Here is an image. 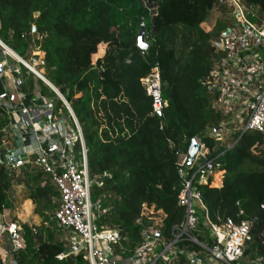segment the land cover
<instances>
[{
	"label": "trees",
	"instance_id": "trees-1",
	"mask_svg": "<svg viewBox=\"0 0 264 264\" xmlns=\"http://www.w3.org/2000/svg\"><path fill=\"white\" fill-rule=\"evenodd\" d=\"M246 1L264 9V0ZM215 2L0 0L1 40L24 58L31 56V47L40 46L48 78L66 96L83 127L91 176L111 175L92 189V200L100 199L107 209L96 222L122 229L129 238L123 244L126 254H133L141 242L143 224L138 220L145 205L166 214L167 235L184 222L178 158L198 138L212 153H220V182L196 178L193 189L201 192L215 222L228 217L251 221V239L235 264H264V134L237 131L231 147L213 136L223 120L212 108L213 95L206 84L218 32L213 34L205 25ZM143 21L151 42L145 51L138 46ZM33 24L40 39L22 36ZM157 69L168 102L163 116L151 114L152 98L143 83ZM23 71L25 87L38 86L55 96L42 80ZM58 105L63 106L61 101ZM7 139H12L10 121L0 108V146ZM59 199V190L44 174L26 172L18 179L0 165V213L11 208L19 220L26 203L32 202V217L42 218L21 222L26 246L15 252L17 264H90L83 254L60 257L66 245L53 219ZM204 237L213 244L209 235ZM180 245L201 248L189 240Z\"/></svg>",
	"mask_w": 264,
	"mask_h": 264
},
{
	"label": "built area",
	"instance_id": "built-area-1",
	"mask_svg": "<svg viewBox=\"0 0 264 264\" xmlns=\"http://www.w3.org/2000/svg\"><path fill=\"white\" fill-rule=\"evenodd\" d=\"M214 10L224 17L212 40L215 61L206 79L213 95L212 108L223 116L213 136L223 142L228 131L233 136L237 131L264 134V9L246 0H216ZM30 35L41 38L35 24L22 36ZM7 47L10 48L0 38V51L15 60L1 54L0 108L9 117L12 139L4 140L0 146V165L17 175L42 173L59 190L53 219L66 245L60 257L83 254L90 264H235L243 257L251 239V221L237 222L228 217L215 222L201 192L193 189L196 178L207 182L220 173L216 163L220 153H212L198 138L200 151L192 173L186 169L189 154L181 153L178 158L182 177L178 197L186 210L184 222L174 225L167 235L163 224L166 214L145 205L138 220L143 224L141 242L133 254H126L123 244L129 238L122 229L99 227L96 222L107 209L102 208L100 199L92 200V189L101 186L103 179L111 175L104 172L91 176L83 127L66 96L48 78L40 46H34L37 52L33 51L29 58L12 49L14 56ZM24 68L27 74L42 80L57 98L42 93L38 86L25 87ZM143 83L152 98L151 114L163 116L168 102L162 92L161 71L157 69ZM59 101L63 106L58 105ZM195 201L204 211L203 221L194 207ZM201 226L209 231L203 235L213 239L212 245L200 238ZM6 235L13 249L9 251L3 246L0 264H17L15 252L26 246L23 225L4 210L0 213V240ZM185 240L201 248L182 247L180 243Z\"/></svg>",
	"mask_w": 264,
	"mask_h": 264
},
{
	"label": "rangeland",
	"instance_id": "rangeland-1",
	"mask_svg": "<svg viewBox=\"0 0 264 264\" xmlns=\"http://www.w3.org/2000/svg\"><path fill=\"white\" fill-rule=\"evenodd\" d=\"M8 17H9V15H8ZM224 16L223 15H221L218 11H211L210 12V15H209V17H208V19H207V23H206V28L207 29H209V31H212L213 32V34H216L219 30H220V24H221V26H222V18H223ZM0 18H1V15H0ZM1 21H2V18H1ZM214 24H216V26L214 27ZM210 26H212L213 27V30L212 29H210L209 27ZM219 28V29H218ZM37 52V49H34V46L33 47H31V49L29 50V52L31 53V55H33L34 54V52ZM4 54V55H7V57H9L10 59H13L14 60V58L11 56V55H9L7 52H5V53H2L1 51H0V58L2 57V55ZM15 61V60H14ZM28 76H32V74H28ZM28 79V78H27ZM33 79L34 80H37V77H33ZM48 95V94H47ZM49 97H53L54 99H56L57 97H56V95L55 96H52V95H48ZM63 108V107H62ZM233 135L231 134V132L230 131H228V133L225 135V140L223 141V142H220V145L221 144H228V145H231V143L233 142ZM253 169H255V167H253ZM21 174H18V179L19 178H21ZM23 190L22 189H20L19 188V190H18V195H20L21 194V192H22ZM194 207L198 210V212H199V214H200V216H201V218H202V221L204 220V211H203V209L199 206V204L197 203V201H195L194 202ZM35 208V204L33 203V205H32V203L31 202H29L27 205H26V208H25V215H23V218L22 217H20L19 218V221L20 222H22L23 223V221H24V223H26V222H30V220H29V218H28V216L27 215H30V211L32 210V209H34ZM10 217L11 218H13V212H12V209L10 208ZM17 214H19V213H17ZM58 232V234H59V237H61V234H60V232L59 231H57ZM201 234H205V233H209V231L205 228V227H201V232H200ZM7 236V235H6ZM203 241H207V237H204V235H203V239H202ZM1 244H3V241H1ZM114 249L115 250H118V247L117 246H114Z\"/></svg>",
	"mask_w": 264,
	"mask_h": 264
},
{
	"label": "water",
	"instance_id": "water-1",
	"mask_svg": "<svg viewBox=\"0 0 264 264\" xmlns=\"http://www.w3.org/2000/svg\"><path fill=\"white\" fill-rule=\"evenodd\" d=\"M155 25H154V30H155ZM138 46L140 47L141 50H148V48L151 46V42L147 40V28H146V23L145 21L142 22L140 31L138 33ZM200 151V143L198 142L197 138H193L191 140L188 154H189V160L186 165V169L190 170L192 169L194 163L196 162L197 155ZM9 239V237H7ZM13 249L11 241L8 240L7 243V250L11 251Z\"/></svg>",
	"mask_w": 264,
	"mask_h": 264
},
{
	"label": "crops",
	"instance_id": "crops-1",
	"mask_svg": "<svg viewBox=\"0 0 264 264\" xmlns=\"http://www.w3.org/2000/svg\"><path fill=\"white\" fill-rule=\"evenodd\" d=\"M216 132H217V129L215 130V133H216ZM215 133H214V134H215ZM214 179H217V181L220 182V179L218 178V176L215 177ZM28 203H29V202H27L26 205H27ZM31 203H32V202H31ZM26 205L24 206L22 212L19 214V216L22 217V218H23V215H25V208H26ZM32 205H33V203H32ZM33 210H34V209H32V210L30 211V215H27L28 218H29V220L31 219L30 221L34 220V221H37V222H41V221H42V218H40V217H38V216L32 217V212H33ZM6 211H8L9 213L11 212V211H10V208L6 209ZM23 222H24V221H23ZM8 240H9V239L7 238V236H6L3 240H0V254L3 253V246H6V247H7ZM1 241H3V244H1Z\"/></svg>",
	"mask_w": 264,
	"mask_h": 264
},
{
	"label": "bare ground",
	"instance_id": "bare-ground-1",
	"mask_svg": "<svg viewBox=\"0 0 264 264\" xmlns=\"http://www.w3.org/2000/svg\"><path fill=\"white\" fill-rule=\"evenodd\" d=\"M8 48V47H7ZM8 51L11 53V54H13L14 56H16L15 54V52H13V50L12 49H10V48H8Z\"/></svg>",
	"mask_w": 264,
	"mask_h": 264
}]
</instances>
